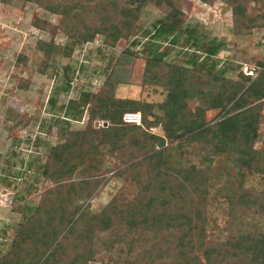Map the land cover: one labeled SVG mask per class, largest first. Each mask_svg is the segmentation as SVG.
Listing matches in <instances>:
<instances>
[{"label": "trees", "instance_id": "16d2710c", "mask_svg": "<svg viewBox=\"0 0 264 264\" xmlns=\"http://www.w3.org/2000/svg\"><path fill=\"white\" fill-rule=\"evenodd\" d=\"M12 1L0 0V6ZM20 1L61 17L59 25L32 22L52 36L36 46L44 57L42 75L63 52L55 43L58 34L74 51L98 37L112 49L121 41L136 46L143 32L150 39L142 86L165 98H119V84L110 79L96 94H81L65 121L87 118V125L62 130L63 142L38 166L53 187L26 214L0 264H264V189L247 186L251 177L264 180V147H256L264 123V63L253 79L242 73L229 78L217 71V61L194 56L185 65L168 62L175 47L186 48L196 34L185 30L189 37L181 42L186 14L173 0ZM199 1L229 6L238 34L264 32V0ZM148 4L170 9L152 33L140 26ZM202 46L211 59L225 43ZM29 61L19 55L16 66ZM18 87L28 91L30 82L21 80ZM127 113H140L142 126L126 125ZM99 122L108 127H97ZM30 123L18 115L15 126ZM113 173L135 192L124 189L97 212L91 201Z\"/></svg>", "mask_w": 264, "mask_h": 264}, {"label": "rangeland", "instance_id": "374dc122", "mask_svg": "<svg viewBox=\"0 0 264 264\" xmlns=\"http://www.w3.org/2000/svg\"><path fill=\"white\" fill-rule=\"evenodd\" d=\"M173 1L186 14L181 42L189 37L185 33L187 29L195 30L196 34L195 40L192 39L186 48L183 49L182 45L175 47L168 62L185 65L194 56L198 61H217V71L229 78H237L240 73L257 78L264 63L263 30L238 34L233 28L231 8L218 1L212 6L199 0ZM257 7L259 4L251 5L252 9ZM169 11L166 5L161 8L146 5L140 26L144 32L152 33L156 22ZM36 18L53 25H59L61 21L60 16L34 4L24 5L20 0L0 6V256L10 250L26 214L37 206L45 190L53 187L37 173L38 166L45 162L53 147L63 142L62 130L67 132L86 127L87 118L81 122L65 121L66 111L74 110L83 92L96 94L110 79L119 84V98L150 103H160L165 98L161 90L156 93L154 88L142 86L146 44L150 39L143 32L136 38V46L131 41H121L112 49L104 45L102 37H98L94 43L79 46L74 51L66 48L67 38L58 34L55 43L63 52L55 56L47 74L42 75L39 68L44 57L36 46L39 41H50L52 36L32 25ZM211 43H225V48L218 57L209 59L202 51L204 46L199 49L198 45ZM126 50L133 54H125ZM19 55L29 58L27 67L16 66ZM21 80L30 82L28 91L18 87ZM68 82L70 89L66 92ZM18 115L31 121L28 127L15 126ZM215 116L216 113L209 114L210 119ZM98 124L104 125L103 122ZM152 132L163 135L160 129ZM256 147H264V123ZM112 175L114 173L108 175L109 182L91 201L92 209L97 212L124 189L135 192L132 186ZM247 186L264 189V180L251 177Z\"/></svg>", "mask_w": 264, "mask_h": 264}, {"label": "built area", "instance_id": "2783aa9c", "mask_svg": "<svg viewBox=\"0 0 264 264\" xmlns=\"http://www.w3.org/2000/svg\"><path fill=\"white\" fill-rule=\"evenodd\" d=\"M123 122L126 125L142 126V115L140 113H127L123 117Z\"/></svg>", "mask_w": 264, "mask_h": 264}, {"label": "water", "instance_id": "95a60500", "mask_svg": "<svg viewBox=\"0 0 264 264\" xmlns=\"http://www.w3.org/2000/svg\"><path fill=\"white\" fill-rule=\"evenodd\" d=\"M100 125L97 124V127H99ZM103 127H108V124L107 123H104Z\"/></svg>", "mask_w": 264, "mask_h": 264}]
</instances>
